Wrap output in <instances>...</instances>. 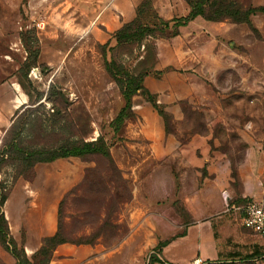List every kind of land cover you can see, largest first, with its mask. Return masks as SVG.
Returning a JSON list of instances; mask_svg holds the SVG:
<instances>
[{"label":"rangeland","instance_id":"rangeland-1","mask_svg":"<svg viewBox=\"0 0 264 264\" xmlns=\"http://www.w3.org/2000/svg\"><path fill=\"white\" fill-rule=\"evenodd\" d=\"M187 1L0 0V216L5 218L4 226L0 223L4 254L0 264H17L3 247V237L32 259L45 239L39 236L41 223L52 224L54 235L61 228L70 241L67 245L88 257L81 264H149L153 256L163 261L161 264H194L196 260L191 259L199 253L195 243L168 247L165 254L157 246L173 240L171 244L177 245L179 235L193 224L188 218L186 223L177 220L186 213L179 196L184 185L176 181L174 186L157 165L154 172L139 173L136 182L126 178L118 166L116 150L127 139L129 125L143 124L138 113L152 114L155 108L138 91L132 98L135 118L116 121L125 102L105 66L107 60L122 67L120 73L150 71L144 87L157 97L158 105L170 107L173 114L168 113V126L172 131L183 123L202 134L201 127L209 123H264V76L257 68H263L264 34L254 23L256 32L234 24L243 26L237 29L244 32L234 31L227 40L218 33L231 30V21L210 23L199 17L186 27L170 28L163 36L148 37L140 44L117 45L114 34L139 11L143 12L144 24L154 25L162 18L171 21L173 27V21L190 12ZM232 1L243 9L258 6V0ZM258 17L264 20V16ZM231 43L239 57L250 60L249 74L255 75L244 85L248 89L244 92L234 72H222L217 83L213 77L211 60ZM113 73L121 78L116 69ZM187 75L191 76L187 83L192 81L199 95L193 99L195 105L179 100ZM230 76L231 81L226 82ZM233 95H237L236 101ZM178 105L184 113L182 120L176 114ZM241 106L263 114H251L248 120L227 114V110ZM187 133L195 132L184 131L181 139L187 140ZM100 137L116 168L101 155L52 162H36L40 154L33 156L43 153L48 158L46 153L61 146L94 142ZM75 164L82 172L81 179L72 185L68 170ZM192 183L186 181L187 190ZM167 194L166 201L159 199ZM167 207L176 212L169 215L163 211ZM146 218L164 219L166 223H141ZM9 223H20L17 238L11 234ZM241 233L242 239L254 235L243 226ZM242 239L235 242L240 246L238 258L212 264H264V256L246 259ZM84 240L94 244H77ZM220 245L234 248L233 241ZM256 247L264 253L259 239ZM94 250L96 254L91 253ZM68 259L70 256L56 255L50 264Z\"/></svg>","mask_w":264,"mask_h":264},{"label":"crops","instance_id":"crops-1","mask_svg":"<svg viewBox=\"0 0 264 264\" xmlns=\"http://www.w3.org/2000/svg\"><path fill=\"white\" fill-rule=\"evenodd\" d=\"M258 6H264V0H258ZM253 23L264 34V20L255 17ZM237 28L244 27L233 24L231 30H227V28L225 32L218 34L228 40L233 36L234 31L242 30L244 32L243 29ZM238 43L242 44L239 40ZM232 47L233 43L229 44L228 48H225L224 51L220 50L214 56V60H211L215 68L213 77L217 83L222 72H234L238 74L237 79L239 78L241 83V92H244L243 90H248L244 85L251 81V76L255 75L249 74L250 60L244 56L239 57ZM259 67L258 65V71L264 76V61L263 68ZM188 76L183 79L185 81L182 92L179 93V100L195 105L193 99L199 95L195 92L193 82L187 83L188 78H191ZM231 79V76L228 77L226 82H230ZM234 96L237 95H233V100ZM238 108L239 110L237 108L227 110V114L237 116V118L247 117L246 120L251 114L258 117L263 114V112L259 113L260 111H251L247 107ZM164 109L167 113H172L169 106L165 105ZM138 114L142 117L143 124H130L127 129V139L120 146L118 145L116 150V159L120 170L126 178L136 182L139 179V173L154 172L156 171L155 165H157V170L163 171L165 179L171 181L174 186L176 181H180L184 186L179 192V196L186 213L178 215L177 220L178 223H186L185 219L188 218L189 223H193L179 235L178 238L181 241L179 240L177 245L171 244L175 240L171 241L162 248L163 253H166L168 247L175 249L181 248V244L195 243L199 245L196 246L199 253L191 261L199 260L205 264L238 257L240 246L236 247L235 242L236 239H242L243 212L241 209L249 201L264 204V134L258 133L259 131L264 132V123L249 125L240 122L209 123L201 127L204 134L197 128L183 123L180 126L183 128L184 125V129L181 130V127H178L167 133L165 123L157 110L152 114L149 111ZM176 114L180 120L183 119L184 113L179 105ZM184 131L195 133H187V140H183L181 133ZM187 136L184 134V137ZM147 140L150 142L147 143ZM173 165H176L177 169L175 166L173 168ZM81 172L82 167L77 164L68 170L72 185L81 179ZM187 180L194 181L190 190H187L185 186ZM136 192L137 190H135L137 196ZM224 193L228 199L224 198ZM167 197L168 194L159 199L166 201ZM163 211H167L169 215L176 212L173 207H167ZM141 223H166V221L158 218H146ZM46 224H40V237L46 238L54 235L52 224L49 226ZM9 229L14 238H17L20 223H9ZM246 237L249 238L246 239ZM246 237L242 240H244V248L248 255L257 250L256 243L259 238L255 234ZM230 241L234 243L232 249L220 245ZM91 253L96 254V250ZM56 255L70 256V259L62 264H81L88 258L82 250L67 244L59 246L54 256ZM1 256L4 254L0 246ZM173 260L186 262L190 259ZM173 260L171 261L174 262Z\"/></svg>","mask_w":264,"mask_h":264},{"label":"trees","instance_id":"trees-1","mask_svg":"<svg viewBox=\"0 0 264 264\" xmlns=\"http://www.w3.org/2000/svg\"><path fill=\"white\" fill-rule=\"evenodd\" d=\"M187 3L190 7V12L184 18L173 21V27H171L170 25L171 21H166L162 18H157V22L154 25L144 24V22H142L141 20L143 12L139 11L133 21L124 24L114 34L117 45L120 46L123 44H140L148 37L163 36L170 28L178 27L180 29L186 27L199 17L210 23L229 20L233 24L246 25L251 29V31L256 32L257 30L254 27L253 19L261 15L264 16V6H249L243 9L232 0H188ZM175 35L178 36V32ZM105 66L106 69L110 72L114 81L119 85L125 102L123 108L117 116L116 121L121 123L127 118H135L136 115L134 112H132V98L137 95L138 91H140L139 95L144 97L149 103L153 105L155 110H157L159 115L162 117L166 126L167 133H170L171 130L168 126L171 119L170 114L165 111L164 107L158 105L157 97L151 94L144 87V80L150 75V71L144 70L141 73L134 75L129 73L127 70L120 73V68L122 67L117 66L115 62H109L107 60L105 61ZM115 69L117 70L121 78L113 73V70ZM122 70L124 69L122 68ZM21 73H23V71H21ZM38 154H40V156L38 157V160L36 162H52L61 158L84 157L86 155H101L115 166L110 151L106 147L102 137L94 142H84L82 144L71 147L61 146L56 151L46 153V155H49L48 158H45L43 153H35L33 156H36ZM3 200L6 201L7 197H4ZM4 222V216H0V223L2 226H4ZM1 242L3 244V247L9 250L15 257V259L17 260V264H50L54 258V254L57 248L61 245L68 244L70 241L65 238V236L61 232V228L59 227V230L55 235L44 239L41 249L33 255L32 259L27 257L24 250H19L15 242L11 241L10 243H7L5 237L1 239ZM169 243V241H164L159 243L157 246L161 249L167 246ZM77 244L92 245L94 243L92 240H84ZM263 256V252L261 253L260 251L255 250L251 254L246 255V259H248V261L256 260L257 258ZM161 262L163 261H161L157 256H153L150 259L149 264Z\"/></svg>","mask_w":264,"mask_h":264},{"label":"built area","instance_id":"built-area-1","mask_svg":"<svg viewBox=\"0 0 264 264\" xmlns=\"http://www.w3.org/2000/svg\"><path fill=\"white\" fill-rule=\"evenodd\" d=\"M40 26V24H38ZM224 198L228 196L224 193ZM243 212L242 226L252 231L264 244V204L256 201H249L241 209ZM194 264H203L196 260Z\"/></svg>","mask_w":264,"mask_h":264}]
</instances>
